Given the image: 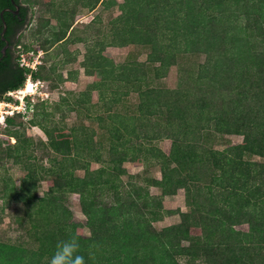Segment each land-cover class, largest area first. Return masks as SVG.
Masks as SVG:
<instances>
[{
	"label": "trees",
	"instance_id": "16d2710c",
	"mask_svg": "<svg viewBox=\"0 0 264 264\" xmlns=\"http://www.w3.org/2000/svg\"><path fill=\"white\" fill-rule=\"evenodd\" d=\"M79 1L92 11L97 3L105 11L117 8L119 15L106 33L97 29L96 37H74L75 12L70 10L59 14L58 26L47 20L35 33L42 36L45 52L86 45L82 68L94 82L67 111L88 109L97 92L105 108L97 121L108 145L98 144L94 132L45 125L38 111L45 102L33 106L30 123L48 138L41 144L62 157L54 159L57 168L49 172L56 174L57 185L43 197L34 192L33 174L19 188L5 186V202L25 205L36 247L0 240V264H52L59 246L70 241L76 251L65 248L55 264L65 257L66 264H264V0ZM6 6L12 7L11 0H0V11ZM94 22L87 24L86 33L95 30ZM129 46L147 48L146 61L117 64L107 52ZM20 50L16 64L10 63L12 77L0 92L6 103L18 104L8 93L23 89L28 76L34 82L50 77L42 76L43 67H25ZM172 67H179L176 89L147 86L166 78ZM58 80L64 81L61 75ZM56 89L48 86L50 93ZM133 89L139 94L137 113H119L116 108ZM26 99L28 115L32 104ZM17 117L20 113L6 117L7 141H0V153L16 160L33 145L12 129L22 126ZM218 135L244 139L219 151L212 147ZM12 138L16 143H10ZM161 139L172 141L169 154L153 145ZM246 154L263 162L246 161ZM125 162L158 166L161 178L141 177L145 191L132 186L125 194L119 190L129 187L123 176L134 179ZM92 163L105 166L92 170ZM78 170L85 176L76 175ZM151 188L160 195L151 194ZM179 190L188 211L165 210L164 198ZM69 194L79 195L89 237L63 203ZM175 214L180 215L178 224L154 228V222ZM242 225L247 232L237 229Z\"/></svg>",
	"mask_w": 264,
	"mask_h": 264
},
{
	"label": "rangeland",
	"instance_id": "374dc122",
	"mask_svg": "<svg viewBox=\"0 0 264 264\" xmlns=\"http://www.w3.org/2000/svg\"><path fill=\"white\" fill-rule=\"evenodd\" d=\"M29 1L30 5L34 9V15L31 25L24 31L18 43L23 50H20L19 48L18 51L20 50L21 53L26 55L27 62L34 64L35 69L43 67L40 71L42 76L50 77L49 80L41 79V81H31V83H38V87L37 89L35 88V93L31 96L28 95V97H30L29 102L32 104L30 106L31 113L28 115L26 114L28 106V100L26 99L27 96L21 100L23 94L20 95L17 91H11L12 96H10L18 100V104H14V102L6 103L0 101V141H4V143L7 141L6 135L8 134H6V131L9 128H6L7 124L5 119L6 117L13 115L11 112H13L16 107L17 109L14 112L16 116L20 113V117L16 118V123L22 126H20V128L15 126L12 129L21 132V134L23 133V137L31 139L33 143V145L25 153L21 154L20 158L17 160L13 157H9L6 152L0 153V240L10 244L35 248L36 241L29 236L31 230L27 214L25 213V205L21 203V201L10 200V202H5V199H3V189L6 185L14 184L17 188H19L22 185V180L31 174H33L34 177H32L31 182L35 183L34 192L39 197H43L46 193H48L51 185L55 187L57 185L56 174L53 173V175L49 172L52 168H57V166H54V159L61 160L62 157L53 152L48 145L41 144V142L47 144L48 138L39 127H35L30 123L34 114L33 106L39 104L40 102H45L44 106L39 107L38 109L39 113L42 114L41 119L45 125L49 127L64 128L65 130L75 128L86 133L94 132L95 137H97L98 144L101 141L103 142L104 147H107L108 145V140L104 135L105 130L97 121V117L102 115L105 111L104 105H100L98 102L99 99L97 92L92 94V102L88 109L84 106L83 108L77 107L76 110L67 111L68 106L75 104V101L80 97V95L83 92H86L88 86L94 82V77L87 75L85 69L82 68V62L85 60L87 53L86 45L83 43L69 45L66 48L67 52L65 53L63 47L60 46L52 48L49 52H45L42 48V36H38L35 32L40 27L44 26V23L47 20L50 21L51 27L58 26L59 14L62 13V11L70 10L75 12V19L72 23L75 26L73 34L74 37L86 38L89 35H94L96 37L97 29L99 28L102 29L104 33L107 32L109 29V22L111 19L119 15V11L117 8L105 11L101 4L98 3L96 4V8L92 11L89 8L84 7L82 1L79 0ZM88 1L95 3L96 1L102 0ZM117 1L119 3L123 2V0ZM94 20L97 21V23L94 22V26L96 27L95 30L88 31V33H86L85 28L87 24ZM50 28H48L45 32L46 36L51 34L49 33ZM26 47L30 48L29 52L25 51ZM107 52L112 55L115 63L121 64L135 59L140 62H144L147 59L149 50L140 46H129L127 48H108ZM198 60L200 61V59ZM191 62L194 61H189L190 64ZM52 67H54L55 70L50 72ZM59 75L63 77V82H59ZM178 83L179 67H172L170 68L166 78L159 81L154 80L147 86L150 88L156 86L166 89H176ZM48 86H55L57 89L53 93H50L48 91ZM142 88L144 89L145 87L143 86ZM23 89H25V87ZM137 91L138 90L134 89L129 91V96L123 103L125 105L122 104L116 108L119 113L122 114L125 110L130 111L131 114L137 113V105L140 101ZM62 99H65L63 107ZM7 104L11 106H7ZM57 104H61L60 109H57ZM22 115L25 116L22 117ZM4 134L6 135L4 136ZM243 139L244 138L242 136L224 135L221 137L218 135L212 141V147L215 150L222 151L231 145L241 144ZM10 143L14 144L16 143V140L12 138ZM153 145L157 146V148L164 153L169 154L171 151L172 141L169 139H161L153 142ZM4 147H6V144L3 148ZM103 153L107 159L108 156L106 154V150L103 151ZM244 159L252 162H263L262 158L249 154H246ZM143 163L145 164V162ZM104 166L105 164L103 163H92L91 169L96 170ZM123 167L126 168L128 174L134 177V179H130L127 176H123L122 180L125 186L128 185L129 187L120 188L119 190L125 194L132 186L136 189H140V193H143L146 189V184L143 180H141L143 177L161 178L158 166L147 167L134 162H125ZM75 174L81 177L85 176V172L83 170H78ZM150 192L154 195H160L159 190L154 188H151ZM125 194L123 195L126 196ZM65 197L63 198V203H65V206L73 212L74 220L84 226L83 234L86 237H89L90 231L85 228L87 218L81 211L79 195L69 194L67 195V198ZM163 207L168 211L180 210L181 212H187L188 208L186 207L184 191L179 190L175 196L165 197L163 200ZM179 222L180 215H166L161 220L154 222L153 226L157 231H160L165 227L178 224ZM237 229L247 232L249 228L247 225H242L237 227ZM183 245L187 246L189 243L184 242ZM180 261L185 262L186 260L180 259Z\"/></svg>",
	"mask_w": 264,
	"mask_h": 264
},
{
	"label": "flooded vegetation",
	"instance_id": "af4514ba",
	"mask_svg": "<svg viewBox=\"0 0 264 264\" xmlns=\"http://www.w3.org/2000/svg\"><path fill=\"white\" fill-rule=\"evenodd\" d=\"M11 5L0 11V92L12 77L10 63L16 64L19 40L34 15L33 7L26 0H11Z\"/></svg>",
	"mask_w": 264,
	"mask_h": 264
},
{
	"label": "built area",
	"instance_id": "2783aa9c",
	"mask_svg": "<svg viewBox=\"0 0 264 264\" xmlns=\"http://www.w3.org/2000/svg\"><path fill=\"white\" fill-rule=\"evenodd\" d=\"M20 62L25 66V67H29V68H31V69H35V66H34V64H31V62H27V58L24 56V55H22L21 56V59H20ZM31 76H28V79L26 80V83H25V89L29 86V84L31 85V90H33L34 92L33 93H35V88L37 89V87H38V83H31ZM18 92V94H20V95H22V93H23V89H20L19 91H17ZM33 93H29V94H23L22 96L23 97H21V100H23V98H25L26 96H31ZM45 95H47L46 93H44ZM8 95L10 96H12V93L11 92H9L8 93ZM20 99V98H19ZM7 106H11V105H8L7 104ZM17 108L15 107L14 108V111L13 112H11V113H14L15 112V110H16ZM20 112V111H19ZM6 114H9V113H6ZM8 116V115H7Z\"/></svg>",
	"mask_w": 264,
	"mask_h": 264
},
{
	"label": "clouds",
	"instance_id": "9594fccd",
	"mask_svg": "<svg viewBox=\"0 0 264 264\" xmlns=\"http://www.w3.org/2000/svg\"><path fill=\"white\" fill-rule=\"evenodd\" d=\"M65 248H71L72 251L75 252L76 249H77V245H76L75 242H71V241L62 243L59 246V248H58L57 252L55 253V255L53 256L52 264H55L57 258L65 256V253H64V249ZM66 260H67V258L65 257V259L61 261V264H66Z\"/></svg>",
	"mask_w": 264,
	"mask_h": 264
},
{
	"label": "bare ground",
	"instance_id": "6f19581e",
	"mask_svg": "<svg viewBox=\"0 0 264 264\" xmlns=\"http://www.w3.org/2000/svg\"><path fill=\"white\" fill-rule=\"evenodd\" d=\"M34 91L31 90V85L29 84V86L26 89H23V93L22 94H29V93H33ZM14 114V113H12Z\"/></svg>",
	"mask_w": 264,
	"mask_h": 264
}]
</instances>
